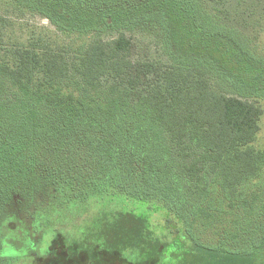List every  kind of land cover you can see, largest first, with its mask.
Segmentation results:
<instances>
[{
    "label": "trees",
    "instance_id": "1",
    "mask_svg": "<svg viewBox=\"0 0 264 264\" xmlns=\"http://www.w3.org/2000/svg\"><path fill=\"white\" fill-rule=\"evenodd\" d=\"M0 1L81 42L68 51L0 41V264L51 259L54 244L39 255L34 238L77 208L95 230L104 205L124 217L104 219L93 242L56 237L79 264L101 254L264 264V151L253 147L264 55L223 22V0ZM109 27L120 32L105 40ZM135 31L168 61L134 59ZM146 217L165 242L145 241ZM22 225L24 250L12 237ZM196 225L215 244L199 242Z\"/></svg>",
    "mask_w": 264,
    "mask_h": 264
},
{
    "label": "rangeland",
    "instance_id": "2",
    "mask_svg": "<svg viewBox=\"0 0 264 264\" xmlns=\"http://www.w3.org/2000/svg\"><path fill=\"white\" fill-rule=\"evenodd\" d=\"M220 11V17L225 23L236 27L242 34H244L249 40L251 46L256 49L260 55H264V0H223L222 4L218 6ZM103 33L105 40H111L115 38L120 31L106 28L99 29ZM131 36L135 43L134 59L143 61H159L167 62V57L164 56V52L161 46H158L155 39L145 34L144 32H127ZM0 41L3 45L18 44L21 46L36 45L38 48H49L54 50H68L77 51L81 46V42L77 39H68L64 37L57 29L51 24V22L42 16L25 15L22 16L17 12L14 5L7 1H0ZM264 110V99L260 101ZM261 131L259 132L257 141L253 147L257 150L264 151V114L261 119ZM218 195V194H217ZM103 210L100 212L102 216L97 221L100 225H97L95 230L88 229L84 223L79 224V208L73 214H67L63 218L62 225H57L51 229H47L41 232V236L34 238L35 245L38 246V254L43 255L47 252V246L54 244L53 252L54 257L51 259L38 258L34 264H79V253H75L77 250L73 248H66L62 239L58 242L56 237L59 235L71 236L75 240L84 241L85 239L95 240L97 234H99V228L104 219L110 218L109 223H113L117 218L124 216L117 215V213L124 212L122 210L110 209L106 205L103 206ZM130 211V210H129ZM128 211V212H129ZM126 212V213H128ZM103 213L105 218H103ZM87 215V213L85 214ZM89 216H92L91 210ZM153 218L146 217L144 224L145 228V241L152 245V243L165 242L167 234L164 229L160 227V223L154 222ZM162 221V220H160ZM92 221L90 222L91 225ZM87 224V223H86ZM221 226L220 223L217 224ZM197 231L196 237L199 242L204 245L215 244L217 239L213 237V230H203L201 225H196ZM92 227L93 224H92ZM28 227L22 225L18 229L17 233H14V239L19 240L22 243L21 250L25 249L23 233L27 234ZM129 236V232H128ZM167 240V242H169ZM97 243V241H95ZM21 253V251L17 252ZM132 260L140 253L141 257L149 256L148 252L143 254L141 251L127 252ZM152 253V251H151ZM150 253V254H151ZM168 253V250H167ZM171 253V252H169ZM168 253V254H169ZM165 255V254H164ZM161 256L164 260L160 264H186L185 255L169 256L168 258ZM103 261L101 264H127L121 260L118 256H110L107 254H101ZM157 256H154L155 258ZM165 257V258H164ZM84 260H86V257ZM151 264V263H149ZM204 264V263H203ZM206 264H209L206 263Z\"/></svg>",
    "mask_w": 264,
    "mask_h": 264
},
{
    "label": "flooded vegetation",
    "instance_id": "3",
    "mask_svg": "<svg viewBox=\"0 0 264 264\" xmlns=\"http://www.w3.org/2000/svg\"><path fill=\"white\" fill-rule=\"evenodd\" d=\"M54 246V245H53ZM53 249V248H52Z\"/></svg>",
    "mask_w": 264,
    "mask_h": 264
}]
</instances>
